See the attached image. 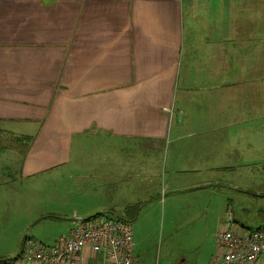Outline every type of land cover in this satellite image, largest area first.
Instances as JSON below:
<instances>
[{
  "label": "crops",
  "instance_id": "crops-1",
  "mask_svg": "<svg viewBox=\"0 0 264 264\" xmlns=\"http://www.w3.org/2000/svg\"><path fill=\"white\" fill-rule=\"evenodd\" d=\"M0 138V261L40 242L26 228L62 223L52 246L105 214L147 264L142 224L166 204L170 242L198 218L215 239L228 214L264 230L261 174L240 176L264 163V0H0ZM23 203L46 219L18 228Z\"/></svg>",
  "mask_w": 264,
  "mask_h": 264
},
{
  "label": "built area",
  "instance_id": "built-area-1",
  "mask_svg": "<svg viewBox=\"0 0 264 264\" xmlns=\"http://www.w3.org/2000/svg\"><path fill=\"white\" fill-rule=\"evenodd\" d=\"M217 252L210 264H254L264 253V230L241 231L228 214L216 234ZM134 233L129 222L101 214L81 221L54 245L27 239L22 255L7 264H84L103 254V264H134Z\"/></svg>",
  "mask_w": 264,
  "mask_h": 264
},
{
  "label": "rangeland",
  "instance_id": "rangeland-1",
  "mask_svg": "<svg viewBox=\"0 0 264 264\" xmlns=\"http://www.w3.org/2000/svg\"><path fill=\"white\" fill-rule=\"evenodd\" d=\"M3 138H0V140ZM1 145V142H0ZM260 162V161H258ZM260 172L261 176L259 178L257 177H251L252 179L250 182L257 180L258 182L260 180L264 181V163L257 164V165H251L248 167H243L242 171L240 172V176L242 178L244 177H250V174L253 175L256 169ZM256 173V172H255ZM238 174V173H237ZM235 174V175H237ZM235 183H236V179ZM32 192H25L23 195L18 196L19 199L26 200V201H35L37 199L42 200V194H36L31 195ZM92 199H88V203L91 202ZM237 207H238V213L240 214L241 206L243 205V210L246 218L249 219H255L256 218V211L255 206H252L253 204L249 199H246L244 197V194L241 198V204L239 206V201H236ZM21 213L20 215H16V218H19V221L17 222L18 228L27 227L31 219H38L37 221L41 220L44 221V216H41V214L37 211L40 210V205H34V204H19L18 205ZM169 210L170 205L166 204L163 208H157L158 211V221L157 223H140L145 228V236L144 239L141 238V246H143L144 251H146V255L144 256L145 262L147 264H176L174 261L178 257V252L184 251L188 253V263L187 264H202V262L206 261L208 257H211L214 255L217 249L216 244V237L214 239L215 234H210L211 229L214 228V226H211V229H209L208 233V224L204 222L206 218H198V220L191 226V230H189V236H185L182 233L174 232V236L170 241H168V234L170 233L168 223L169 218ZM165 216V221H164ZM62 223L57 222H49V223H41L40 225H37V227H33V231H31V228H26L23 237L26 235H29L31 237H36L40 242H43V244L47 245L48 240L44 237L46 236H53V235H60L61 233L65 232V228L61 227ZM139 225V226H140ZM182 226L180 223H176L174 228L177 226ZM12 227H15L14 223L11 224ZM156 229V230H155ZM18 231L14 232V230L9 231V237L7 239V244L10 246L17 244L18 239ZM31 231V232H30ZM156 231V232H155ZM173 234V233H172ZM172 255V258H171ZM103 260V254L100 253L98 255L97 260L91 261L90 264H102Z\"/></svg>",
  "mask_w": 264,
  "mask_h": 264
},
{
  "label": "trees",
  "instance_id": "trees-1",
  "mask_svg": "<svg viewBox=\"0 0 264 264\" xmlns=\"http://www.w3.org/2000/svg\"><path fill=\"white\" fill-rule=\"evenodd\" d=\"M97 216H99V215H96V216L91 217V218H89V219L95 218V217H97ZM89 219H88V220H89ZM28 239H29V238H28ZM21 255H22V254H21ZM21 255H19V256L13 258V259H11V260L0 261V264H7V263H10V261L12 262V261L16 260V259H17L18 257H20ZM97 259H98V256H97V257L95 256L94 258H92L91 261H93V260H97Z\"/></svg>",
  "mask_w": 264,
  "mask_h": 264
}]
</instances>
